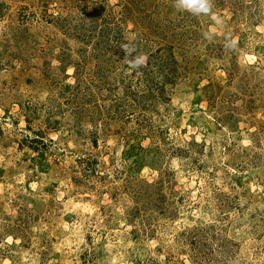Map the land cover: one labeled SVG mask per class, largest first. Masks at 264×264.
<instances>
[{
  "label": "rangeland",
  "instance_id": "374dc122",
  "mask_svg": "<svg viewBox=\"0 0 264 264\" xmlns=\"http://www.w3.org/2000/svg\"><path fill=\"white\" fill-rule=\"evenodd\" d=\"M210 6L0 0V264H264V0Z\"/></svg>",
  "mask_w": 264,
  "mask_h": 264
},
{
  "label": "clouds",
  "instance_id": "9594fccd",
  "mask_svg": "<svg viewBox=\"0 0 264 264\" xmlns=\"http://www.w3.org/2000/svg\"><path fill=\"white\" fill-rule=\"evenodd\" d=\"M177 2L182 5L184 9L192 11L194 14H209L212 9V6H210V0H176V3ZM215 18V14H213V19ZM122 47L125 49V51L129 50L128 45H123ZM143 59L144 57L141 55L135 58L134 60L129 61V63L133 67H139Z\"/></svg>",
  "mask_w": 264,
  "mask_h": 264
}]
</instances>
